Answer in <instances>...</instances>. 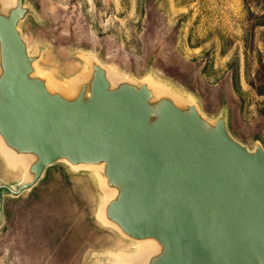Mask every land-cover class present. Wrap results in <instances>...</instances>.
I'll use <instances>...</instances> for the list:
<instances>
[{"label": "water", "instance_id": "water-1", "mask_svg": "<svg viewBox=\"0 0 264 264\" xmlns=\"http://www.w3.org/2000/svg\"><path fill=\"white\" fill-rule=\"evenodd\" d=\"M28 13L25 0H0V142L16 161L31 158L20 184L0 182V210L4 194L32 190L64 162L100 174L110 226L153 244L140 264H264L263 146L92 56L73 91L53 90L19 29Z\"/></svg>", "mask_w": 264, "mask_h": 264}, {"label": "rangeland", "instance_id": "rangeland-1", "mask_svg": "<svg viewBox=\"0 0 264 264\" xmlns=\"http://www.w3.org/2000/svg\"><path fill=\"white\" fill-rule=\"evenodd\" d=\"M25 4L19 29L48 82H80L92 56L114 77L150 79L210 119L224 115L235 139L264 148V0ZM13 163L0 142V182L15 187L27 165ZM100 183L94 169L59 162L32 190L4 194L0 264H103L136 253V242L100 221Z\"/></svg>", "mask_w": 264, "mask_h": 264}, {"label": "bare ground", "instance_id": "bare-ground-1", "mask_svg": "<svg viewBox=\"0 0 264 264\" xmlns=\"http://www.w3.org/2000/svg\"><path fill=\"white\" fill-rule=\"evenodd\" d=\"M29 50V49H28ZM77 84V83H76ZM151 85L155 88V90L158 92V93H169V90L164 88V87H161L159 86L158 84L156 83H153L151 82ZM48 86L50 88H52L53 90H61V91H65V92H71L74 90V85H71V86H64L62 84H54L53 82L49 81L48 82ZM3 148V147H2ZM3 153H5V155L10 159V161L13 163L15 162H18L16 161V159H14V156L10 153H8L5 149L3 150ZM10 154V155H9ZM31 158L28 157V158H19L18 160H20L19 162L22 161V163H25L26 165H28V162H30ZM13 163V164H14ZM110 193L107 192L105 193V198L107 196H109ZM99 219L102 223H104L105 225H109L110 224L107 222L103 212L101 211L99 213ZM135 243V242H134ZM137 246H138V250L136 253L134 254H129V255H125L127 253H123L122 256H118L116 259L120 262H128V263H131V264H140L141 261L144 259L145 255L148 253V251L153 247V244L150 242V241H138L135 243Z\"/></svg>", "mask_w": 264, "mask_h": 264}]
</instances>
